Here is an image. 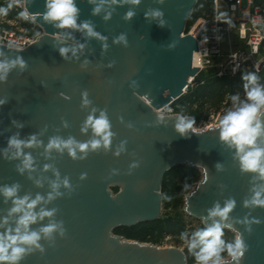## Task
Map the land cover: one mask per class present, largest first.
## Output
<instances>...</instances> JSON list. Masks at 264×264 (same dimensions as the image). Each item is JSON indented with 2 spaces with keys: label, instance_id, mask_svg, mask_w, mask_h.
I'll return each instance as SVG.
<instances>
[{
  "label": "water",
  "instance_id": "water-1",
  "mask_svg": "<svg viewBox=\"0 0 264 264\" xmlns=\"http://www.w3.org/2000/svg\"><path fill=\"white\" fill-rule=\"evenodd\" d=\"M196 2L140 0L132 5L117 0L93 15L96 4L75 0L77 23H91L97 38L55 28L42 19L45 0H25L27 11L44 33L25 50L0 45V60L19 56L26 64L23 70H10L0 82V100L6 101L0 106V152L13 135L22 140L35 135L40 143L24 149L34 162L30 171H17L22 157L10 158L14 150L0 155V186L18 184V196L34 199L39 194L47 200L51 183L68 178L71 190L61 185L60 196L37 205L36 212L55 209V214L30 226L39 230L50 222H62L65 235L42 238L44 251L31 252L21 264H186L184 253L176 248L128 241L114 234L120 227L158 218L163 178L177 166L202 174L185 196L187 215L201 220L215 203L222 207L225 201L234 200L225 223L231 225L227 230L241 233L248 246L240 264H264V208L242 206L251 198L250 189L264 181L254 179L255 174L241 173L234 150L219 141L218 129L189 130L181 135L175 127L180 116H161L155 111L179 98L199 70L192 64L193 53L198 51L196 39L185 32ZM129 10L135 15L125 20ZM156 10L163 15L145 18L146 12ZM107 13L111 16L105 20ZM63 33L69 34L63 42L56 40ZM121 34L126 45L114 43ZM77 44L84 48L76 58L71 53L68 59L61 58L60 47ZM85 92L90 104L82 106ZM100 111L106 113L113 133L107 151L89 150L83 159L79 151L76 159L67 150L45 151L53 137H71L78 143L93 139L91 129H81L89 115L98 116ZM217 163L222 171H217ZM112 187L119 190L114 193ZM11 207V200L6 203L0 197V217ZM15 219L9 218L10 227ZM245 219L259 222L246 225L241 222ZM211 223L203 221L205 227ZM249 226L251 231H246Z\"/></svg>",
  "mask_w": 264,
  "mask_h": 264
},
{
  "label": "clouds",
  "instance_id": "clouds-1",
  "mask_svg": "<svg viewBox=\"0 0 264 264\" xmlns=\"http://www.w3.org/2000/svg\"><path fill=\"white\" fill-rule=\"evenodd\" d=\"M90 3L96 4L92 10L93 15H98L102 8L108 4H116L117 0H89ZM140 0H121V3H129L137 5ZM13 7L9 3L7 7L0 8V15H6L8 10ZM24 19H35L30 16L27 11L20 13ZM45 22L52 23L57 29H71L83 32L87 37L100 38L95 32L91 23L85 21L77 23L79 9L76 7L75 0H45V11L41 14ZM135 13L129 10L125 16V20H130ZM161 17L162 12L156 10L151 13H145V18ZM111 13H107L104 19L107 20ZM160 27L164 26L163 20L160 21ZM68 33L57 34L56 40L63 42ZM114 43H124L126 45V37L121 34L114 40ZM84 48L83 44H77L73 47H60L59 55L63 59H68V54L76 58L77 53ZM87 63V62H86ZM19 67L23 70L26 67L24 60L17 56L14 60H0V82L6 80L8 73L13 68ZM246 81L244 84L245 99L241 100L238 95L231 97L233 107L224 111L217 122L210 127L218 129L219 141L226 145L229 149L234 150L233 158L238 162L241 173L255 174L254 179L264 181V85L258 83V77L254 73H249L243 77ZM82 106H87L90 101L87 99V93L82 94ZM5 100H0V106H3ZM96 112L95 109L92 110ZM15 124L16 122L13 121ZM194 120L186 119L181 116L176 124V131L184 135L189 130L196 132L193 127ZM22 127V125H19ZM91 129L93 139L86 143H78L73 138L63 140L59 137L50 138L46 145L45 151L55 150L63 152L67 150L68 155L73 159L77 158V152L84 154L79 158H85L89 150L95 151L100 148L108 150L111 137V124L105 112L100 111L98 116L89 115L84 121L82 132ZM39 141L35 135L30 136L27 140L18 138V135L9 137L7 148L0 152V155L7 156L8 149L14 150L10 158L19 159L22 157L21 165L17 171L23 173L33 168V159L30 154L25 153L24 149L39 146ZM121 150L122 147H121ZM119 155V152L115 153ZM48 166H46L47 168ZM217 171H222L223 166L220 163L215 165ZM59 177V173H56ZM61 185L71 190L68 178L63 181L52 182L50 185L51 192L47 196V200L39 194L33 199L29 195L23 197L18 196L19 185L0 186V197L4 198L7 203L11 200L12 207L8 209L4 217H0V264H21L24 257L33 251L43 252L44 249L40 244L41 239L51 240L54 233H58L61 237L65 235V229L62 222H50L48 225L41 227L39 230H31L30 226L38 220L50 218L55 214V209H40L36 212L37 205L42 202L47 203L60 196L59 188ZM37 186L39 182L37 181ZM250 199H245L242 206L245 208H264V184L253 186ZM235 207V201L229 199L224 202L223 206L215 203L212 208L207 210V216L201 220H211L212 223L206 227L197 228L189 234V232L181 233V240L184 249L193 256L195 264H240L241 258L248 250V246L241 233L236 232L230 241H226L224 230L231 228V225L225 223L229 218V213ZM16 216L14 227L9 226V218ZM246 225L250 223H258L259 221H241ZM246 231H251L250 226L246 227Z\"/></svg>",
  "mask_w": 264,
  "mask_h": 264
},
{
  "label": "built area",
  "instance_id": "built-area-1",
  "mask_svg": "<svg viewBox=\"0 0 264 264\" xmlns=\"http://www.w3.org/2000/svg\"><path fill=\"white\" fill-rule=\"evenodd\" d=\"M9 3L13 4L10 10L16 13L17 19L0 15V45L25 50L39 39L44 33L43 29L35 20L21 17L20 13L27 11L25 0H0V8ZM221 4L227 9V15L223 14ZM211 8L210 13L198 17L186 31L196 39L198 51L193 53L192 64L199 70L179 98L155 110L158 115L180 116L179 99L203 85L209 77L235 79L239 75L254 73L258 77V83L264 85V0H212ZM23 21L27 23L24 24ZM8 23L12 27H2ZM233 23H236L238 40L243 42V46L225 50L224 42L233 30ZM245 83L244 79L238 81L237 86H233L236 87V92H245ZM243 97L245 98V94ZM232 107V102H224L219 110L207 115L201 128L196 129L214 128L210 125H214L218 117Z\"/></svg>",
  "mask_w": 264,
  "mask_h": 264
},
{
  "label": "rangeland",
  "instance_id": "rangeland-1",
  "mask_svg": "<svg viewBox=\"0 0 264 264\" xmlns=\"http://www.w3.org/2000/svg\"><path fill=\"white\" fill-rule=\"evenodd\" d=\"M221 10L224 11V15L228 14L223 4H221ZM211 11L212 8L208 13ZM14 18L17 19L16 13H14V17H9V19ZM2 27L10 28L12 25L8 23L2 25ZM242 46L243 42L238 40L236 23H233V30L228 39L224 42V49L230 50ZM237 83L231 86L227 84L220 93L209 96L206 99H179L178 110L180 116L194 120L193 127L201 128L202 121L207 115L214 110H219L224 102H232V96L238 95L241 100L245 99L243 97L245 92L238 93L235 90L236 87H233L237 86ZM201 179L202 174L199 170L182 166L171 168L168 173L165 174L161 184V210L158 218L153 222H143L132 227H120L114 231V234L128 241L153 244L159 247L176 248L184 253L186 264H195L193 256L184 249L180 236L181 233L189 232L190 234L191 231L197 228L205 227L201 220L188 216L184 210L185 196ZM111 189L114 193L119 190L118 187H112ZM233 236V232L227 229L224 230L223 238L226 241H230Z\"/></svg>",
  "mask_w": 264,
  "mask_h": 264
},
{
  "label": "trees",
  "instance_id": "trees-1",
  "mask_svg": "<svg viewBox=\"0 0 264 264\" xmlns=\"http://www.w3.org/2000/svg\"><path fill=\"white\" fill-rule=\"evenodd\" d=\"M211 2H212V0H197L190 17L186 21L185 31H187L190 28V26L194 23V21L198 17H200V16H202V15H204L210 11ZM5 7H7V5H5L3 8H5ZM6 16L7 17H14V12L9 9ZM23 23L26 24L27 22L23 21ZM244 75L245 74L239 75L235 79H227V78L219 79V78H215V77H211V78L209 77V78H207V80L205 81V83L203 85L198 86V88L196 90H193L192 92L182 96L180 99L181 100H185V99L201 100L203 98L206 99L209 96L220 93L222 91V89L224 88V86H226L227 84L228 85L236 84L238 81L243 79ZM182 167H185V166H182ZM144 223H148V222H144Z\"/></svg>",
  "mask_w": 264,
  "mask_h": 264
}]
</instances>
